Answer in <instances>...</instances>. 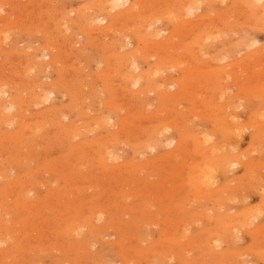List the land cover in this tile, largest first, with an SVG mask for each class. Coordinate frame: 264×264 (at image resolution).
Wrapping results in <instances>:
<instances>
[{"label":"bare ground","instance_id":"1","mask_svg":"<svg viewBox=\"0 0 264 264\" xmlns=\"http://www.w3.org/2000/svg\"><path fill=\"white\" fill-rule=\"evenodd\" d=\"M13 2L14 0H0V11L3 10L4 5L12 7ZM37 5H39L38 10L41 7L45 8L43 11L37 12V18L41 19V15L44 13L47 19L53 20L52 23L57 34L69 31L70 27H76L79 33L85 36L83 49L76 50L78 59H80V56L87 57L86 51L91 48L99 53L97 56L100 62L104 64V69L99 73H95L93 81L90 82H83L79 76L73 80H66L59 64L62 56L66 53V50L61 45L62 40L60 42L57 41L59 39L58 35H52L53 38L48 33H44L43 37L47 43L45 44L46 48H43L45 51L41 50L44 52L40 56L48 57V61H45V63L43 60L39 62L41 57L38 56L39 58H37V55L33 54L27 58L30 65H26H29L28 68L32 72L35 69L38 71H43L45 68L53 69L56 75L55 79L52 82L50 81L51 83L48 85L43 83V86H40L41 82L37 83L39 90L36 89L37 85L35 89L32 87L26 95H23L18 86H8L6 82L0 83V244L7 242L9 239L14 240L16 234L29 233L32 227L36 228L39 226L34 225L41 218L40 215L44 207L42 205H46L44 209L51 211L53 208L50 207L51 205L47 206V204L54 202L53 207L58 205L57 211L60 212V215L62 214L60 221L57 220L60 223L61 229L59 232L62 234L61 236L73 239L76 237V240L80 237L82 245H86H83L84 247L91 245L90 242L93 241L85 239V232H90L93 239L104 232L107 229L105 224L108 221V212L111 207H108L109 209L106 212L89 210L90 212L88 211L89 213H87V210L82 212L79 209L85 204L89 205V199L83 205L84 200L81 199L80 202L74 197L77 200L72 203L73 207L72 204L67 206L66 203L69 196L73 193H75L73 196L83 193V187H77V181H74L76 177H82L83 167L95 166L102 171L111 173L115 170L117 173L118 170L116 176L113 175L118 181L115 183L116 185L124 180L125 175L123 172L131 173L132 169L130 168L143 167L142 164L136 166L134 160L126 161V163L124 162L125 164L123 163L124 165L117 163V160L121 159L116 152V147L119 144L131 147L133 159L136 158V160L138 159L137 161H139V155L148 154V151L152 153L159 151L164 142L173 148L174 154L178 158L179 155L183 156L184 153L191 156L193 154L199 155L201 157L200 161L194 162L195 160H193V163L188 165V172L186 177H184L183 186L187 187L190 192L193 191L191 193H194L195 197L209 201L217 199L219 201L214 200L217 203L239 198L236 191L239 185L234 186L236 189L232 188L227 183L228 179L225 175L231 173V170L236 167L244 169L253 167L250 166L249 161H243L244 157L242 158L241 156L243 152L241 151L240 154L238 150L239 138L244 129H246V125L244 127L240 122L239 114L237 113V110L242 105L239 100L248 102H251L252 99L259 100L256 105L257 112L252 117L254 123L251 126H254L255 130L252 133L251 140L252 142L264 141V47L257 49L254 43L256 40L247 36L249 35L247 34L248 31L237 34L239 36L237 40L231 39V33H234L233 31L236 28L252 32L259 30L264 32V0H90L89 3L76 11L77 15L75 18L67 22L69 25L64 28L65 31L61 29L62 26L67 24L63 21L67 20L65 16L62 15L61 17V14L59 16L58 13L57 16L60 17V21L55 22L57 12L55 9H51L50 4L46 7L44 2ZM88 9H92L91 13L87 11ZM200 9H203L201 13ZM158 22L166 23L167 25L164 29H160L157 26ZM161 32H164L165 35ZM7 37L8 35L5 34L4 39H7ZM53 40H56V42ZM66 40L64 43L68 44L69 47H73L77 43L73 37ZM254 46L255 49L251 50ZM247 47H251L250 52L245 53L246 55L242 58L239 56V59L233 60L238 53L240 55L244 48L246 52ZM205 55L211 56L215 67L211 66L212 64L210 65V63L208 64L209 60L204 59ZM204 60H206V65L199 66V62H204ZM221 61L222 63H220ZM217 63L220 67L216 68ZM172 69L179 70L182 73L181 77L174 79L171 73ZM37 70L36 72L38 73ZM243 72L246 74H243ZM228 78L232 80L231 85H234L235 89L237 88L238 90L235 95H226L225 90H228V87L224 83ZM98 81L101 82V89ZM84 85L88 86L86 90L83 88ZM57 91H63L65 93L63 96H68V102L65 106H51L42 113L39 112V114L34 116L29 115L31 119L30 117L28 118L26 115L27 110L32 105L39 107L41 104H43L41 106L48 104L52 95ZM102 94L104 97H102ZM150 94H154V97L158 99L159 106L162 107L163 103V110L168 109V111L171 109L170 105L174 104L176 100L191 97L196 103L197 98L195 96L202 94L201 106L192 110L194 113L196 111L203 120H209L213 124V130L207 133L191 130L188 126L177 123L176 119L180 117L172 114L174 112H169L172 116L168 117V121L163 119L162 121L159 113L161 110L152 114L151 118L153 121L149 127H143L141 120L146 118L145 101ZM217 94L220 96L218 97ZM6 95H9V97L6 98ZM214 96H217L219 101L214 100V102ZM96 106H98V109H96ZM176 110L178 109L176 108ZM148 115L146 116L148 117ZM62 116L66 119L70 117L69 121L64 123V120H61ZM147 119L149 120V118ZM112 120L114 121L112 122ZM9 127L11 129H8ZM51 127L56 128V133L54 134L55 145L60 146V158L45 169L57 176L58 186L49 188L45 196L40 197L39 188L43 185V182L32 175L34 168L32 169L30 165L25 163L27 162L26 160L24 161L25 157L23 160L20 157L21 155L25 156L34 153L35 148L37 149L40 145V143H37L38 140L42 142L43 147L48 148L52 137L47 134V131ZM100 128L108 131L105 137L97 134L98 129L99 132L101 131ZM170 130L177 131V138L172 136L162 142L161 135L163 137V134H166L165 131L169 132ZM45 136V139H41ZM186 143H192V147L188 144L191 148L187 149L188 145ZM171 156L174 155L171 154L167 157ZM38 157L40 156L38 155ZM156 159L157 157L153 160L151 159V161L154 163ZM156 163L158 162L156 161ZM41 165L43 164L38 162L37 169L41 170ZM163 165L165 166V164ZM14 166L20 170V173L16 176H12V168ZM60 167L63 168L60 169ZM173 168L179 172V174L177 172V177L182 180L181 178L185 174H182L183 166L175 164ZM136 174L137 172L134 175ZM86 179L89 181L94 180L92 181L93 183L97 182V177L87 176ZM105 179L102 180L101 178V183H104ZM171 182L173 183V181ZM78 183L80 185L82 182L78 181ZM96 184L94 186L98 185ZM90 185L93 184L91 183ZM240 188L242 187H239L238 191H240ZM259 193L262 203L261 211L264 212V187L259 189ZM30 194H33L31 195L33 197ZM126 194L129 196L128 193ZM132 194L134 195V193ZM154 197L157 196L154 195ZM108 198L105 201L106 203L111 197ZM160 199L162 200V198ZM91 203L94 204V202ZM125 203H129V201ZM101 204L105 206V203ZM171 204H175L174 200ZM177 204L175 206L179 209L181 204L178 202ZM92 206L93 208L95 207L94 205ZM88 208L91 209L90 206ZM253 208L243 209L242 213L224 212L217 215L214 214L212 217L215 223L222 227L220 228L223 233L217 234V231L215 232L216 236H212L209 242L210 249L216 251L224 241H230L231 238L241 236L240 234L245 230L249 231L248 228L252 227L255 220L260 216L258 209L257 211L256 209L249 211ZM72 209H78L76 213L81 212L83 214L78 216H74L76 215L74 214L69 217L68 215L71 213L68 214L67 210ZM48 212H46L47 215H49ZM129 212L133 214L131 213L133 211ZM203 213L201 214L202 218L206 216L210 219L211 216L207 212ZM192 214L195 215V212ZM14 216L21 217V221L17 222L14 220ZM101 216L107 217L102 221ZM7 219L8 221H5ZM139 220L141 221V219ZM100 223L101 225H99ZM180 230L181 228L177 231L181 232ZM63 238L61 239L63 240ZM78 241L80 243V240ZM125 244L122 246L126 248ZM73 246L74 250L77 249L76 245L73 244ZM15 249L17 247L12 248V250ZM73 249L71 248L70 250ZM121 253L122 255L126 254L123 251ZM237 253L234 252V254ZM242 254L244 255V253ZM84 258L86 259V257ZM240 258L241 263L243 259ZM85 259L81 260L80 258V262L86 261ZM233 260L236 259L232 257ZM232 261H230V264ZM103 263L106 264V261Z\"/></svg>","mask_w":264,"mask_h":264},{"label":"rangeland","instance_id":"2","mask_svg":"<svg viewBox=\"0 0 264 264\" xmlns=\"http://www.w3.org/2000/svg\"><path fill=\"white\" fill-rule=\"evenodd\" d=\"M89 1L90 0H49V1L47 0H34V1L33 0H14L12 7L4 5L3 10L0 11V49H1L0 50V83L6 82L8 86L10 85L18 86L21 89L23 95H26L27 92L32 87L33 89H35V87L39 84V82H41L40 86H43V83L44 85H48L55 79L56 75L53 69L45 68L43 71H38L37 69H35L32 72L28 68V66L30 65L27 61L28 56L35 54L37 55V58H39L38 56L42 55L41 53L45 51V49L43 48H46L45 44L47 42L45 41L43 37L44 33H48V35H50L51 37L58 35L59 39L57 41L60 42V40H62L61 45L64 48V50H66L65 51L66 53L62 56L59 64L63 72V77L66 80H73L75 77L79 76L80 78H82L83 82L93 81L92 79L94 78L95 73H99L100 71L104 69V64L100 62V59L97 56V54L99 53L89 48L86 51L87 57L80 56V59H78L76 50L83 49L84 44H85V36L80 34L76 27L69 26L70 27L69 31H65L64 29L69 25L67 22L70 19H73L76 17L77 15L76 11L79 10L84 5H86L87 3H89ZM41 2H44L45 7L48 4H50L51 9L56 10L57 13L55 15L56 17L55 22L58 20L60 21V17L57 16L58 13H59V16L61 14V17L63 15L67 18V20H63L67 24L61 27V29H63L65 32H61L60 34H57V31H55L54 25L52 23L53 20L50 21L49 19H47L44 13L41 15V19L37 18V12L41 10L43 11V9H45L44 7L43 8L41 7V9L38 10L39 5L37 4ZM87 11L91 13L92 9L91 10L88 9ZM202 11L203 9H200V13ZM166 25H167L166 23H162V22L157 23V26L160 29H164ZM243 31L249 32L250 30H243L242 28H239V29L236 28L235 31H233L234 33H231L232 34L231 39L237 40L239 37L237 34H240ZM248 32L247 34L249 35L247 36H250L253 40L254 39L256 40V42L254 43H255V46H257V49L260 47H264V32L263 31L259 30L255 32H252V31H250L249 33ZM5 34L8 35L7 39H4ZM162 34H164V32ZM70 37H73V39L77 42L76 45L74 44L73 47H69L68 44L64 43L65 40ZM53 41L56 42V40H53ZM66 43H67V40H66ZM255 46L252 48L247 47L246 52L244 51L246 48L245 47L242 50V52H240V55H238L239 54L238 53L235 56L236 58L234 57L233 60L239 59V56L240 58L244 57L246 55L245 53H248L251 50H254ZM41 50H44V51L42 52ZM89 56L91 57L90 59H89ZM40 57L41 58L39 59H41V61L39 62H42V60L44 61V63L45 61H48V57H45V56L44 57L40 56ZM205 57L204 59H206L207 61L209 60L208 64L210 63V65L212 64L211 66L215 67V64L212 61L211 56L205 55ZM206 60H204V62L203 61L199 62V66H205ZM220 63H222V61ZM26 64H29V65H26ZM217 67H220L218 66V63H217L216 68ZM36 70L38 71V73L36 72ZM171 73L174 79H177L181 77L182 75V73H180V71L177 69H172ZM243 74H246V73L243 72ZM98 83L101 89V82L98 81ZM224 84L226 87H228V90H225L227 96L235 95L238 92L237 88L235 89V86L231 85L232 80L230 78H228V80ZM87 87H88L87 85H84L83 87L84 90H86ZM38 88H39V85L38 87H36V89L39 90ZM172 90H173V87H172ZM8 94L10 95V93ZM63 94H65L63 91L55 92V94H53L51 97V101L48 104H44V106H41L43 104L39 105V107L36 104H35L36 107L32 105L33 107L31 106L27 110L28 112L26 115L28 116V118L30 117L31 119V116L29 115L34 116V115L39 114V112L42 113L51 106H55V107H59L61 105L65 106L68 102V96L66 95L63 96ZM202 94H200V96H195L197 98L196 103L193 101V98L191 97H188L187 98L188 100L186 98L176 100L174 104L170 105L171 107L170 111H168V109L163 110L164 104L162 103V107H160L158 104V99L154 97L155 95L150 94L149 98H147L145 101L146 103L145 117L146 118H143L141 120L143 124L142 126L149 127L153 121V119L151 118L152 114L157 112L158 110H161L159 112L161 116V120L163 119L164 121H168L167 120L169 119L168 117L172 116L171 114H169V112L171 113L174 112L172 114L179 115V117L181 118V120H179L180 118L176 119L178 124H183L186 127L188 126L191 130L193 129L197 132H202V131L206 133L210 132V130H213V124L209 120H203L202 117L196 113V111H195L196 114L193 111L195 107L198 108L201 106ZM9 95H6V98L9 97ZM217 95L218 97L220 96L219 94ZM102 97H104L103 94H102ZM214 98L215 99H213V101L214 100L219 101V98L217 99V96H214ZM258 101L259 100L257 99H252L251 102L239 100V103L242 105L237 110V113L239 114L240 122L244 125V127L246 125L245 127L246 129H244V131L242 132V135L239 138L238 150H239V153L241 151L243 152L242 154L240 153L242 158L244 157L243 161L244 162L249 161L251 164L250 166H253V167H248V169H244L242 167H236L231 170V173H228L229 175L228 174L225 175V177H227L228 179L227 183L230 184L232 188L236 185H239V187H242L240 188V191H238L239 187H237L238 189L234 187L237 191V194L239 195V198H235L236 201L235 199H233L230 201H223L221 203L220 202L217 203L216 201H214L217 199H214V200L211 199L210 201L200 199L197 196L195 197L194 193H191L193 191L190 192V190H188L187 187L183 186L184 177H186V174L188 172V165L193 163V160H195L194 162L200 161L201 157L199 155H194V154L192 156L190 154L186 155L185 153L183 156L179 155V158L177 157V155L175 156L173 148L168 146V144L164 141L167 138L169 139L172 136L177 138L178 133L176 130L175 131L170 130L169 132L165 131L166 134L164 133L163 137L161 135L162 142L164 143H163V146L159 148V151L157 150L156 152H153V153L151 151H148V154L139 155L138 156L139 161H137L138 159L136 160V158L133 159V153H132L131 147H128V145L119 144L116 147V152L118 153V157L121 158L117 160L118 162L116 161L117 163L124 165L126 161L134 160V163L136 166L138 164L143 165L142 168H138V167L130 168L132 169L131 173L126 172V171L123 172L125 176H124V180L122 179L123 180L122 183L119 182L117 183V185L115 184L116 182H118L115 179V176L118 173V170H117V173H116V170L112 173L105 172V171H102L99 167H95V166L83 167L82 173H81L82 177L75 178L76 180L74 181H77L76 182L77 187L79 186L83 187V191H82L83 193H79L74 196L73 194L75 193L73 194L71 193L72 195H70L71 197L69 196L68 202L66 203L67 206L74 203L77 199H78L77 201H80V202H81V199L84 200V202L82 201L84 205L85 203L88 202L87 200L89 199V203H88L89 205L85 204L84 206H81L79 211L82 210L83 212L87 210V213H89L90 212L89 210H102L106 212L109 209L108 207H111V208L113 207L112 210L110 208L109 209L110 211L108 212L109 213L108 218H107L108 221L105 224L107 229L104 232H102L99 236L96 237L98 240L96 238L93 239L92 234L90 232H85L86 233L84 234V236H86L85 239L89 241H93V242H90L91 243V245L89 244L90 246L87 245V247H84L86 245L85 244H83L84 246L82 245V241L81 239H79L80 237L78 238V240H80V243H79V241L76 240L77 239L76 237L73 239L70 237L61 236L62 234L59 232L61 229L59 225L60 223L57 222V220L60 221L62 214L60 215V212L57 211L58 205L53 207L54 202H50L49 204H47V206L51 205L50 207L53 208L51 210L52 213H50L51 211L44 209L46 205H42L44 207L42 208L40 219H42L43 217L44 218L41 221H39L40 219L36 221L39 224L35 222V225H34V226L39 225L37 226L39 228L32 227L29 233H24V234L19 233V235L16 234L14 240L9 239L7 242L0 244V264H8V263L9 264H79L80 258L81 260H83L85 259L84 257H86L85 259L86 261H81L80 264H83V262H85V264H102L104 261H106V264H202V263L203 264H227V263L230 264V261H232V257L233 259H236V260H233L231 264H239L240 257H241L240 259H243V262L241 261L240 264H264V212L261 211L262 203L260 201V193H259V189H262L264 187V141L260 140L257 142H252L251 140L252 133L255 130L254 126L253 127L251 126L252 123H254V121L252 120V117L257 112L256 105L259 103ZM176 108L178 110H176ZM96 109H98V106H96ZM161 113L163 114L161 115ZM146 115H148V117ZM165 117L166 119H164ZM62 118L61 120L62 121L64 120L63 121L64 123H67L70 119V117L66 119L64 116H62ZM147 118H149V120ZM113 121L114 120H112V122ZM144 121L146 122L144 123ZM145 124H148V125H145ZM8 129H11V127H9ZM98 130H97V134L99 136L105 137L107 135L108 131L106 129L100 128L101 130L100 132ZM171 131H174V132H171ZM55 133H56V128L54 127H51L47 131V134L52 137V139L50 140V146L48 148L43 147L42 142L38 140L37 143H40V145L37 147V149L35 148V152L33 151L34 153L28 154L25 156L21 155L20 157L21 160H23V158L25 157L24 161L25 160L27 161L25 163L30 165L32 169L34 168L32 171V175L37 177V179L43 182L44 186L41 185V187L39 188L40 197L45 196L49 188H55L58 186L57 176L53 174L52 172L47 171V169H45L48 165L58 161L60 158V154H59L60 146L55 145V137H54ZM45 138L46 136L41 139H45ZM186 144L187 145L189 144L192 147V143H186ZM189 145L187 149L191 148ZM37 154L40 157H38ZM165 154L167 156H170L171 154H173L175 157L171 156L169 157L170 158L169 159ZM156 157L157 159L153 163L151 159L153 160ZM156 161L158 163H156ZM187 161L189 162L187 163ZM38 162L43 164L40 166L41 170L37 169ZM163 164H165V166ZM175 164H180L183 166L182 174L184 173L185 174L182 176L181 178L182 180H180V178L177 177L179 172L173 168V165ZM62 168L63 167H60V169ZM89 172L90 174H88ZM136 172L137 174L134 175ZM19 173H20L19 168L14 166V168H12V174H13L12 176H16ZM85 174L86 175L88 174L87 175L88 177L90 176L92 178L97 177L96 183L100 186L102 184L103 185L101 187L99 186L100 187L99 188L96 183L92 182L94 180L89 181L88 179H86L87 176ZM106 175L108 176L110 175V176L108 177ZM126 176L128 177L126 178ZM222 176L221 178H223ZM101 178L102 180L105 179V182L103 181L104 183H101L102 182L100 181ZM110 179L111 181H109ZM78 181L82 183L78 185L79 184ZM85 181H87V183H85ZM171 181H173L174 184ZM90 182L93 185H90L91 184ZM134 183H137V184H134ZM95 184L97 186H94ZM115 185L118 191L116 190ZM120 186L122 189L120 188ZM125 187L126 189H124ZM98 189H101V190H98ZM182 191L184 192L182 193ZM103 193L105 194V196ZM124 193L125 194L128 193L129 196H127V194L125 195ZM132 193H134V195ZM31 195L33 194H30V196ZM110 195H112L113 197ZM154 195L157 197H154ZM107 196L111 197L110 198L111 202L110 200H107V203L105 202L106 199H109ZM120 196L121 198H119ZM170 196H171V199H170ZM74 197H76L77 199L76 198L74 199ZM160 198H162V200ZM242 198L243 199L245 198V199L243 200ZM123 200L125 202L129 201V203H125ZM173 200L175 204H171ZM91 202H94V204ZM121 202L122 204H120ZM177 202L181 204V207L179 209L177 208V206H175V205H178ZM101 203H105V206H102L103 204ZM92 205H94L95 207L93 208ZM133 205H136V206H133ZM89 206L91 207V209L88 208ZM72 207H73V204H72ZM246 208L247 209L253 208L249 211H252L255 209L256 211L257 209L260 211L259 212L260 216L257 218V220H255L252 227L250 226V228H248L249 231L245 230L242 234H240L241 236L231 238L230 241H224L223 244L221 245L222 248H220L221 247L220 246L219 248H217L216 251H213L212 249H210L209 242L212 236L213 237L216 236L215 232L217 231L216 232L217 234L223 233V230H221L222 227L219 224L215 223L212 216L214 214L217 215L218 213H224V212L242 213L243 209H246ZM76 210L75 209L67 210L68 214L71 213L70 215L68 214L67 215L69 217H72L74 214H76L74 216L83 214L81 212L76 213ZM129 211H133L131 212L133 214H130ZM46 212H48L49 215H47ZM115 212L116 214L114 215ZM194 212H195V215L192 214ZM203 212H207V214L211 216L210 219H208V217L206 216L202 218L201 214H204ZM261 213L263 214L262 216H261ZM43 214L44 216H42ZM129 215H131L130 218H129ZM101 217L103 221L105 220L107 216L106 217L101 216ZM13 219L16 220L17 222L21 221V217H18V216H14ZM139 219H141V221ZM5 221H8V219ZM51 222L53 223V225ZM99 225H101V223ZM198 225L200 226V228ZM176 226L178 227V229ZM186 226L189 229H187ZM123 227H125L126 229ZM141 227L142 229H140ZM179 228H181L180 230L181 232L177 231L179 230ZM183 235L185 236L183 237ZM59 237L61 238L65 237V238H63L62 240L61 238L59 239ZM168 238H171V239H168ZM236 238H239V239H236ZM181 240H183L182 243H181ZM126 242L127 244H125ZM73 244L76 245L75 247L77 249L75 250L73 249L74 247ZM80 244H81V247H80ZM124 244L126 248L122 246ZM229 245L232 247H230ZM13 247H17V249L12 250ZM71 248L74 251L70 250ZM88 248H89V251H88ZM201 248L202 250H200ZM239 250L241 251V253ZM251 250L253 252L255 251V253L253 254ZM122 251L126 254L122 255L121 253ZM237 251L239 252L237 253ZM258 251H261V252H258ZM234 252L237 254H234ZM250 252L252 253L251 255H250ZM16 253H19V254H16ZM242 253H244V255ZM246 253L247 255H245ZM206 257H208V259H206Z\"/></svg>","mask_w":264,"mask_h":264}]
</instances>
